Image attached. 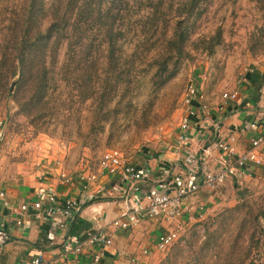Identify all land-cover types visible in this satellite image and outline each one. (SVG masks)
Listing matches in <instances>:
<instances>
[{
    "label": "rangeland",
    "instance_id": "obj_1",
    "mask_svg": "<svg viewBox=\"0 0 264 264\" xmlns=\"http://www.w3.org/2000/svg\"><path fill=\"white\" fill-rule=\"evenodd\" d=\"M16 4L19 0H0V26H5L7 19L15 14ZM49 21L48 17L43 18L42 28ZM219 29L223 31V41L215 53L209 54L198 44L202 37L211 38ZM191 41L196 44H189L190 58L181 63L178 75L161 92L134 99L130 109L136 113L129 120L122 112L112 116L114 122H92L88 105L79 102L71 115H68L70 111L61 109L51 119L27 117L19 113L17 101L2 87L6 83L14 92L20 80L13 90L11 87L18 74L3 80L0 82V156L11 162L26 163L30 170L35 167L47 170L50 165L62 163L63 168L75 174L80 169L96 170L102 155L111 149H120L130 159L145 151L168 149V138L174 132L180 133L189 83H204L208 94L215 96V85L232 88L251 65L264 61V0L236 3L215 0L198 22ZM0 72L6 73L2 69ZM55 88L56 91L51 90V99L58 97L60 102L67 99L69 86L62 83ZM34 120L38 122L35 124ZM100 125H104V131ZM238 191H243V195L234 194L230 201L216 204L215 209L183 228L169 247L155 250L140 264H263L264 221L261 220L262 226L255 225L249 211L260 210L264 183L241 185Z\"/></svg>",
    "mask_w": 264,
    "mask_h": 264
},
{
    "label": "trees",
    "instance_id": "obj_2",
    "mask_svg": "<svg viewBox=\"0 0 264 264\" xmlns=\"http://www.w3.org/2000/svg\"><path fill=\"white\" fill-rule=\"evenodd\" d=\"M214 3L19 0L15 14L0 26V69L6 72H0V82L21 71L14 92L6 83L2 87L17 101L19 113L27 117L51 119L61 109L71 115L79 102L88 105L92 122H114L112 116L122 112L129 120L136 113L130 109L134 99L161 92L178 75L181 63L190 58L189 44H196L191 40L198 22ZM47 17L50 21L42 28V19ZM222 41L219 29L211 38L202 37L198 45L213 54ZM251 69L246 76L254 83L260 73L255 67ZM62 83L70 87L67 99H51V90L56 91ZM99 128L105 130L104 125ZM237 194L242 196L243 191ZM249 212L255 225L262 226L264 196L260 210ZM79 213L69 224L68 236L84 238L86 232L95 230Z\"/></svg>",
    "mask_w": 264,
    "mask_h": 264
},
{
    "label": "crops",
    "instance_id": "obj_3",
    "mask_svg": "<svg viewBox=\"0 0 264 264\" xmlns=\"http://www.w3.org/2000/svg\"><path fill=\"white\" fill-rule=\"evenodd\" d=\"M251 67H255L260 73L254 83L246 76V73L252 70ZM251 67L237 82L239 85L236 83L229 89L215 85V96L210 93L209 96L207 89L203 87V81V84L197 83L202 93V102L216 107L223 102L225 92L233 91L238 92V99L228 101L221 109H215L211 119L198 111L197 117L192 119L185 142H179L178 133L174 132L168 142L166 141L170 144L168 149L158 152L145 151L142 155L129 158L136 165L152 169L151 179L143 182L145 189L155 187L161 179L172 181L176 175H185V161L189 154H200L208 158L211 166L218 168L220 150L216 146L217 140H225L234 147L236 154H239L251 147V138L255 134L264 133V61ZM251 122H256L257 127L249 128ZM61 164L58 163L55 167L50 165L47 170L37 167L30 170L31 167L26 163L11 162L0 156V192L5 194V197L0 196V223L5 224L10 234L9 240L0 249V264H32L38 255H43L47 260L55 259L60 264H79L62 256L66 248L65 240L74 237L67 234L71 221L68 222V227L63 229L57 221L47 219L37 211L21 210L24 203L37 198L38 191L58 185L60 172L69 171ZM80 170L78 171L81 173L84 169ZM74 173L76 176L78 172ZM255 181L264 183V165L251 167L242 175L229 176L225 183L217 188L202 186L189 201L187 209L183 210L181 220L185 221L184 228L203 217L207 211L215 209L216 204L234 198L239 186H250ZM119 185V178L102 176L91 183L87 193L76 181L66 187L59 185V190L62 198L83 197L86 203L82 204L77 213L80 212L81 217L91 221L95 230L105 229L112 236L113 244L105 248L103 264H140L157 250L159 235L171 230L175 224L159 217H148L131 227L116 225L115 222L122 212L132 204L122 197L118 191ZM92 199L94 202H89ZM146 202L145 198L144 203ZM193 202L195 203L190 210V203ZM56 220L59 222L63 217ZM50 230L55 234L52 239L48 238ZM94 252H98L95 247L90 248L88 253L84 252L81 261L89 262Z\"/></svg>",
    "mask_w": 264,
    "mask_h": 264
},
{
    "label": "built area",
    "instance_id": "obj_4",
    "mask_svg": "<svg viewBox=\"0 0 264 264\" xmlns=\"http://www.w3.org/2000/svg\"><path fill=\"white\" fill-rule=\"evenodd\" d=\"M201 99L202 93L198 84L189 83L184 98L185 115L178 134L179 142H185L192 119L197 117L198 111L203 113L206 118L211 119L215 109H221L230 100H237L238 92H225L223 102L216 107L202 102ZM248 127L256 128L257 123L251 122ZM216 146L220 150L218 168L211 166L208 158L200 154H189L185 161V175H176L172 181L161 179L155 187L150 189H145L143 182L151 179L152 169L134 164L120 149H111L102 155L96 170L84 169L76 176L67 170H62L58 185L48 186L38 191L37 198L32 202L24 203L21 210L23 212L37 211L45 218L57 221L61 228L66 229L68 222L72 221L86 200H83V197L79 199L74 197L62 198L59 185L66 187L73 185L76 181L87 193L91 183L96 182L102 176L119 178L118 191L121 192L125 200H129L132 204L130 208L122 212L115 224L131 227L148 217H159L174 222L175 225L171 230L161 233L158 237L156 249L162 250L169 247L184 228L185 221L181 220L183 210L187 209L189 201L202 186L216 188L224 184L229 176L242 175V173H247L251 167L264 165V133L255 134L251 138V147L239 154H236L234 147L226 143L225 140H217ZM0 196L5 197V194L0 192ZM145 198L147 199L146 203H144ZM194 203H190V210H192ZM61 216L63 220L58 222L56 219ZM54 236V231L50 230L48 238L52 239ZM9 238L10 234L5 224L0 223V249ZM112 244L113 238L105 229L88 231L84 238L74 236L66 239V248L62 256L65 259L70 258L77 261L79 264H103L102 258L105 256V248ZM94 247L98 249V252L92 253L89 262L81 261L84 252L88 253V250ZM32 264H60V262L55 259L47 260L43 255H38Z\"/></svg>",
    "mask_w": 264,
    "mask_h": 264
},
{
    "label": "water",
    "instance_id": "obj_5",
    "mask_svg": "<svg viewBox=\"0 0 264 264\" xmlns=\"http://www.w3.org/2000/svg\"><path fill=\"white\" fill-rule=\"evenodd\" d=\"M20 78H21V71H19L18 77L16 79H14L11 90H13L15 88V86H16L17 82L20 80Z\"/></svg>",
    "mask_w": 264,
    "mask_h": 264
}]
</instances>
